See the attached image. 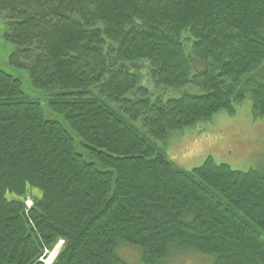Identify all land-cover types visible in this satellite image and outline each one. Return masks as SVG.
I'll use <instances>...</instances> for the list:
<instances>
[{"label": "trees", "instance_id": "obj_1", "mask_svg": "<svg viewBox=\"0 0 264 264\" xmlns=\"http://www.w3.org/2000/svg\"><path fill=\"white\" fill-rule=\"evenodd\" d=\"M0 13L9 65L45 93L0 68V264H46L60 241L49 264H128L119 241L143 264L183 248L264 264V171L210 156L185 171L155 141L250 96L264 113V0H0ZM141 69L199 92L151 99Z\"/></svg>", "mask_w": 264, "mask_h": 264}, {"label": "rangeland", "instance_id": "obj_2", "mask_svg": "<svg viewBox=\"0 0 264 264\" xmlns=\"http://www.w3.org/2000/svg\"><path fill=\"white\" fill-rule=\"evenodd\" d=\"M5 30V20L0 13V68L17 76L21 80L22 90L30 97L38 98L43 104L45 93L35 89L29 82L26 72L9 65L7 58L14 48L3 40ZM192 62L200 66L196 58ZM141 72L142 83L150 90L151 99L161 98L165 101L168 97L179 96L185 91L199 92L198 87L191 84L179 88L154 86L146 77L144 69H141ZM252 75L264 82V65ZM251 101L250 96L235 104L233 113L218 110L208 121H198L192 126L172 130L165 139L155 141L163 153H166L168 159L176 167L185 171L199 167L209 156L214 162L225 163L239 171L249 169L264 171V113L261 116H254ZM117 111L126 115L119 108ZM131 121L141 133L145 132L150 137L141 121ZM60 247L61 241L46 254L44 259L46 264L53 260ZM171 252L169 260L171 264H212L213 261L211 255L200 254L189 248L178 249L175 253L171 249ZM115 253L128 264H143L140 260L141 252L138 245L119 241Z\"/></svg>", "mask_w": 264, "mask_h": 264}]
</instances>
